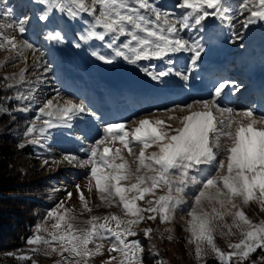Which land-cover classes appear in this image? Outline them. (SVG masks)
<instances>
[{"label": "snow or ice", "instance_id": "obj_1", "mask_svg": "<svg viewBox=\"0 0 264 264\" xmlns=\"http://www.w3.org/2000/svg\"><path fill=\"white\" fill-rule=\"evenodd\" d=\"M36 3L44 5L38 16L42 22L49 21L55 11L66 14L70 20L88 14L91 19L84 21L86 26L79 39L100 41L110 50L104 54L92 51L91 55L109 64L122 58L152 80L170 75L183 81L190 79L189 73L198 67L206 45L202 39L185 38L182 33L202 29V22L208 17H220L234 27L233 12H247L241 21L243 28L257 20L264 21V0H240L235 9L222 0H177L175 7L181 9L179 14L164 11L150 0H36ZM12 13L10 8H0V16L8 18ZM29 23V18L14 20L0 25V29L25 33ZM47 39L62 43L64 36L60 30L49 31ZM0 49H7L12 59L20 60L27 59L28 49L36 59L34 46L27 40H18L15 34L0 32ZM184 53L189 54L187 66L177 69L176 57ZM141 61L149 63L141 66ZM153 61H161L165 66L158 69ZM49 67L45 65L44 71ZM6 79L15 83L25 81V67L19 68L18 79L16 73ZM227 83L214 86L210 99L177 103L174 108L166 109L167 120L152 118L150 114L132 121L134 126L130 130L126 123H103L100 138L87 149H80L85 152V159L65 154L61 160H54V164L67 162L90 169L86 187L91 194L94 182L100 201L96 207H121L124 217L114 212L91 215L89 199L80 185H76L79 214L75 208L65 207L63 201L58 203L45 217V221H55L51 228L38 223L34 234L26 240L28 250L18 259L39 264L33 258L35 254L54 257L52 264H91L92 258H98L99 264H143L141 242L128 237L137 235L141 221H155L158 216L161 223H171L175 212L188 204L186 197L192 194L185 231L190 234L187 242L195 246L197 264H205L208 251L215 255L218 264H257L252 257L258 250L261 254L257 259L264 264V219L254 222L243 210L244 206L256 203L264 211V115L257 117L256 110L251 108L238 111L221 106L218 98ZM16 99L24 101L33 97L20 95ZM177 111L186 114L172 115ZM38 113L47 119L40 123L33 121L24 132L25 137L39 134L28 141L33 144L47 136L49 129L72 128L71 122L83 116L95 118L83 101L76 102L59 93L46 100ZM170 121L176 122V126ZM153 146L157 150L149 152ZM44 163L47 165L48 161ZM157 188L164 194L156 196ZM146 194L155 198L147 200L142 207L137 201H144ZM72 196V192H67L68 198ZM84 213L89 214L87 219H81ZM226 217L231 218L230 223ZM234 228L240 238L235 242L229 240V251H224L218 246L215 234L219 231L221 237L233 236ZM142 231L150 237L154 230L145 227ZM165 231L171 240L174 229ZM108 238L112 239L104 257L101 241ZM157 264L165 262L161 259Z\"/></svg>", "mask_w": 264, "mask_h": 264}, {"label": "rangeland", "instance_id": "obj_2", "mask_svg": "<svg viewBox=\"0 0 264 264\" xmlns=\"http://www.w3.org/2000/svg\"><path fill=\"white\" fill-rule=\"evenodd\" d=\"M150 2H153L164 11L176 14L181 12V9L175 7L177 0H150ZM222 2L235 9L240 0H222ZM3 7L12 9L13 13L8 18L0 16V25L24 18H29L30 23L26 25L27 31L25 33H19L9 28L0 29V32L15 34L18 40H27L37 51L35 60L33 52L28 49L25 50L27 59L20 60L19 58L12 59L7 49H0V74L5 77L10 90V93L2 98L0 102V115L6 114L8 116L6 120L16 123L11 129L6 124L0 125V133H9L10 130L19 139L18 142L26 143L30 147L32 156L37 160L40 175L45 177L48 183L44 186L45 197H43L47 202V206L43 208L42 213L29 226L28 234L22 245L15 250L0 253V258H3V262H5L0 264H31L30 261L19 260L18 256L28 250L29 246L26 244V240L34 234L35 226L38 223H46L48 228H51V224L55 221L52 219L45 221L47 213L63 201L65 207L75 208L77 214H79L80 201L76 192V185H80L86 198L89 199L90 206L93 209L91 215L103 216L114 212L118 216L124 217L121 207L107 208L102 205L99 208L96 207L100 204V201L95 192L94 182L91 194H89L86 187L88 182L86 176L90 169L81 168L76 164L71 165L76 168L68 169L69 164L67 162L54 164V160H61L65 154L76 155L81 159H85L86 154L80 149H87L89 144L100 138L99 134L103 123H126V127L130 130L134 126L132 121L150 114L152 118L160 117L167 120L165 110L174 108L177 103H184V100L183 102H177L173 94L169 92V89L175 87L172 84L178 85L180 81L184 86H191L195 76L202 71L200 68H202L204 60L210 56L228 55L229 58H235L248 67L253 61L250 55L259 50L254 42L259 39L264 43V21L257 20L256 23L249 25L247 28L241 27V21L247 15V12L243 14L233 12L234 27L220 17H208L202 22V29L182 33L185 38L191 36L202 39L206 45V53L202 54L198 67L189 73L190 79L183 81L174 75H170L160 80H152L141 72L138 67L128 64L122 58H117L116 61L109 64L91 55L92 51L104 54L110 52V50L104 47V44L100 41L85 42L79 39L86 26L84 21L91 19L88 14H81V17L76 20H70L66 14L55 11L51 14L49 21L42 22L39 21L38 16L43 11L44 5L36 3V0H0V8ZM55 30L62 31L64 36L62 43L47 39V33ZM234 32L237 34L234 35ZM76 43H79L80 47H76ZM188 58L189 54L187 53L178 54L176 68H186ZM260 59L264 61V57H260ZM139 63L141 66H147L149 62L141 61ZM153 63L156 64L158 69L165 66L161 61H153ZM45 65L50 66L47 72L44 71ZM20 67H25V81L15 83L10 79H6L13 73L17 74L18 79ZM201 75L203 76V74ZM226 80L228 79L226 78ZM210 91H212L211 87L206 86L207 95L189 99L188 103L198 99H210ZM57 93L63 97H70L76 102L83 101L95 113V118L88 115L83 116L78 121L74 119L71 122L72 128H52L48 130L49 134L47 136L40 138L38 143L28 142L39 134L32 133L25 137L24 132L27 127L33 121L40 123L43 119H47V117L38 113V108L46 100L56 96ZM20 95H31L33 99L19 101L16 97ZM244 96L246 100L242 101ZM218 99L221 106L233 107L238 111L251 108L256 110L254 115L257 117L264 115V112L262 113L264 95H257L253 92L245 95L238 85H230L227 91L223 92V95ZM195 108L196 106H194ZM2 109H7V111ZM183 114L186 113L178 111L172 113L176 116ZM38 116L40 120H37ZM170 123L176 126V122L170 121ZM135 150L138 151V148ZM155 150L157 149L154 146L148 149L149 152ZM44 161H48V164L46 165ZM23 162L26 165L30 163L27 159H24ZM122 183L128 182L123 181ZM67 192H72L73 196L68 198ZM155 194L158 196L164 193L161 188H157ZM154 198L152 194H146L145 200L137 201V203L144 207L147 200ZM116 199L118 200V198ZM186 199L188 204L175 212L174 220L171 223H161L158 216L155 221H141L136 229L137 235L128 237L130 240L137 239L141 242L144 249L143 256L151 257L154 262L162 259L165 264H197L194 252L195 246L187 242L186 237L190 234L185 231L186 222L190 219L187 213L191 209L193 195L189 194ZM243 210L254 222L264 219V211H260L259 205L256 203L244 206ZM88 215V213H84L81 219H87ZM147 215L145 213V216ZM226 219L229 223L231 222L230 217H226ZM112 227H115V222H112ZM145 227H151L154 230L150 237L143 235L142 229ZM166 228L174 229L171 233L173 236L171 240L167 238L169 233L165 231ZM233 232L236 234L229 237H221L219 231L215 234V240L222 250L229 251L227 242L229 240L235 242L240 238L239 232L235 228ZM111 239L101 241L104 246V257L108 255L107 250ZM205 247L207 246L205 245ZM8 253L13 255H8ZM260 254V250H258L252 257L257 261V264H260L257 259ZM113 255H116V253H113ZM211 256L215 257L211 251H208L204 260ZM33 258L37 259L39 264H52L54 259V257L35 254ZM91 264H99V259L92 258ZM143 264H146L144 260Z\"/></svg>", "mask_w": 264, "mask_h": 264}, {"label": "trees", "instance_id": "obj_3", "mask_svg": "<svg viewBox=\"0 0 264 264\" xmlns=\"http://www.w3.org/2000/svg\"><path fill=\"white\" fill-rule=\"evenodd\" d=\"M9 93L8 83L0 74V102ZM7 117L0 115V125L6 124L11 129L16 123L6 120ZM18 141L10 130L0 133V253L19 248L29 226L47 206L43 197L48 180L41 177L30 147ZM24 159L30 163L26 165ZM143 260L146 264H157L145 255ZM0 263H5L3 258ZM205 264L218 261L211 256L205 259Z\"/></svg>", "mask_w": 264, "mask_h": 264}, {"label": "bare ground", "instance_id": "obj_4", "mask_svg": "<svg viewBox=\"0 0 264 264\" xmlns=\"http://www.w3.org/2000/svg\"><path fill=\"white\" fill-rule=\"evenodd\" d=\"M256 43L257 47H259V50L257 52L254 53L253 55V61L249 64L248 67H246L242 72L243 74H246L248 73V76L251 78V79H254V77L256 76V74L258 73V80L256 82H254L253 84L255 86H257V89L259 88V93H261L262 95H264V61L260 60V57H264V43H262L259 39H256V41L254 42ZM219 58V59H218ZM216 59V57H213V58H210L208 62H205L200 68L202 71H206V75L210 74L211 72L214 71L215 68H218V69H224L225 67V63H226V57L225 56H220ZM231 62V61H230ZM239 71H241L239 69ZM216 73V72H215ZM220 73V72H218ZM228 73V72H226ZM213 75V74H212ZM231 81H234L232 79V76H230V78L226 81L228 82L227 85H226V88L223 90V92L227 91L228 87L230 85H232ZM243 82V79L242 78H239L238 82L236 85L238 84H242ZM173 83H176V82H173ZM251 83V82H250ZM174 85L175 87V90H177L178 92V96L181 97L183 96L185 93V90H182L178 87L177 84H172ZM193 85V86H192ZM218 85V82H215V84H213V86H216ZM192 86V90L194 91L195 94H198L200 92L198 91H201V90H204L205 88L203 87H206V83H204L203 81V78L201 76V74H197L195 76V78L193 79V83L191 84ZM251 90H245L244 91V94H247V93H250ZM137 94V93H136ZM134 95V94H133ZM138 95V94H137ZM142 95V94H141ZM136 96V95H135ZM140 96V95H139ZM204 96V95H203ZM196 99V97H195ZM189 99L185 98L184 99V103H188ZM183 102V100H182ZM193 102V101H192ZM142 110V109H141ZM139 112V111H138ZM144 114V113H143ZM72 164H69V167L70 168H76V167H72L71 166ZM75 165V164H73Z\"/></svg>", "mask_w": 264, "mask_h": 264}]
</instances>
